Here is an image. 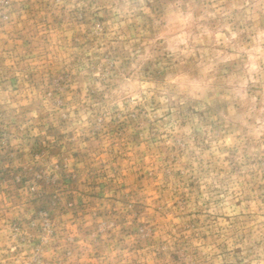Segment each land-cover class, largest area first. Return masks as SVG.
Instances as JSON below:
<instances>
[{
  "label": "rangeland",
  "instance_id": "374dc122",
  "mask_svg": "<svg viewBox=\"0 0 264 264\" xmlns=\"http://www.w3.org/2000/svg\"><path fill=\"white\" fill-rule=\"evenodd\" d=\"M0 264H264V0H0Z\"/></svg>",
  "mask_w": 264,
  "mask_h": 264
}]
</instances>
